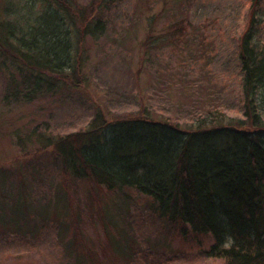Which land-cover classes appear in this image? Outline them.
<instances>
[{"label":"trees","instance_id":"16d2710c","mask_svg":"<svg viewBox=\"0 0 264 264\" xmlns=\"http://www.w3.org/2000/svg\"><path fill=\"white\" fill-rule=\"evenodd\" d=\"M119 1L0 0V67L9 71L11 98L31 101L84 86L88 40L108 36L105 14ZM138 1L150 25L142 48L159 42L179 53L194 36L199 73L210 71L208 25L198 31L178 11L187 0ZM260 1L249 0L238 41L243 118L229 117L220 106L200 108L196 121L182 126L175 113L159 118L143 106L130 116L99 112L88 127L67 134L49 133L45 126L24 134L16 127L21 150L32 142L36 147L28 153L46 159L53 176L43 202L20 181L14 206L22 209L23 222L37 212L40 219L53 213L63 235L74 241L85 216L108 227L114 209L138 197L183 252L195 247L222 264H264V44L255 32ZM157 18L163 20L162 35L151 28ZM111 233L107 248L114 253L112 243L121 240Z\"/></svg>","mask_w":264,"mask_h":264},{"label":"rangeland","instance_id":"374dc122","mask_svg":"<svg viewBox=\"0 0 264 264\" xmlns=\"http://www.w3.org/2000/svg\"><path fill=\"white\" fill-rule=\"evenodd\" d=\"M138 2L116 3L105 14L108 36L88 40L84 86H66L31 101L21 95L11 98L9 71L0 67V188L4 186L5 192L0 197V264H115L114 260L118 264H222L195 247L183 252L138 197L114 209L108 227L100 218L85 216L83 231L76 232L74 241L63 235L53 213L40 219L37 212L29 221L38 222V227L31 229L34 222H23L22 209L14 206L20 181H27L30 196L42 202L53 183L47 160L28 153L36 146L28 142L22 151L16 143V127L24 134L35 126L67 134L88 127L99 112L108 118L130 116L139 114L143 106L159 118L175 113L182 126L192 125L200 108L220 106L229 117L243 118L237 53L249 0H187L178 8L198 31L202 24L208 25L204 33L214 57L205 73H199L194 57V36L179 53L159 42L142 48L150 25L142 18ZM257 6L256 39L264 44V0ZM162 22L157 18L151 27L155 35H162ZM35 209L37 204H32L30 210ZM109 232L121 240L116 247L112 243L114 253L107 248ZM116 254L121 260L114 259Z\"/></svg>","mask_w":264,"mask_h":264}]
</instances>
